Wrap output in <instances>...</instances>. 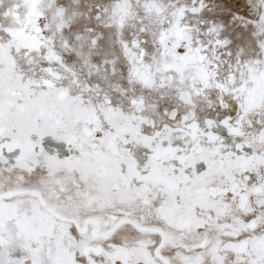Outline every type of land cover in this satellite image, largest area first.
I'll list each match as a JSON object with an SVG mask.
<instances>
[{"label":"snow or ice","instance_id":"snow-or-ice-1","mask_svg":"<svg viewBox=\"0 0 264 264\" xmlns=\"http://www.w3.org/2000/svg\"><path fill=\"white\" fill-rule=\"evenodd\" d=\"M0 264H264V0H0Z\"/></svg>","mask_w":264,"mask_h":264}]
</instances>
